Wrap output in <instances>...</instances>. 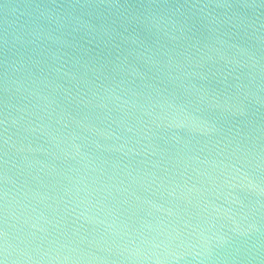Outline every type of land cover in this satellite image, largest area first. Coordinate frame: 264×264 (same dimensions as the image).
I'll list each match as a JSON object with an SVG mask.
<instances>
[{
  "label": "water",
  "instance_id": "water-1",
  "mask_svg": "<svg viewBox=\"0 0 264 264\" xmlns=\"http://www.w3.org/2000/svg\"><path fill=\"white\" fill-rule=\"evenodd\" d=\"M3 264H264V0H0Z\"/></svg>",
  "mask_w": 264,
  "mask_h": 264
},
{
  "label": "snow or ice",
  "instance_id": "snow-or-ice-1",
  "mask_svg": "<svg viewBox=\"0 0 264 264\" xmlns=\"http://www.w3.org/2000/svg\"><path fill=\"white\" fill-rule=\"evenodd\" d=\"M0 264H3V261H0Z\"/></svg>",
  "mask_w": 264,
  "mask_h": 264
}]
</instances>
